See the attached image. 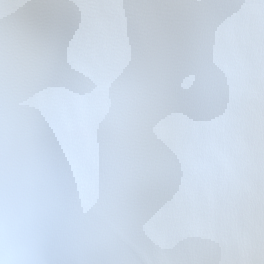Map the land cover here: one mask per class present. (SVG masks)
<instances>
[{
  "label": "snow or ice",
  "instance_id": "obj_1",
  "mask_svg": "<svg viewBox=\"0 0 264 264\" xmlns=\"http://www.w3.org/2000/svg\"><path fill=\"white\" fill-rule=\"evenodd\" d=\"M0 264H264V0H0Z\"/></svg>",
  "mask_w": 264,
  "mask_h": 264
}]
</instances>
